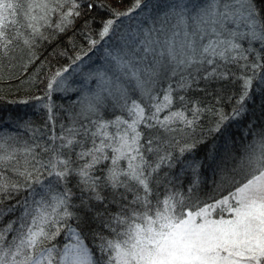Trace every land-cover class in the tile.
Returning a JSON list of instances; mask_svg holds the SVG:
<instances>
[{"label": "snow or ice", "instance_id": "snow-or-ice-1", "mask_svg": "<svg viewBox=\"0 0 264 264\" xmlns=\"http://www.w3.org/2000/svg\"><path fill=\"white\" fill-rule=\"evenodd\" d=\"M123 3L0 0V84H35L22 74L49 30L77 21L88 49L72 64L98 45L103 53L81 88L67 86L71 65L48 78L34 97L42 125L7 118L26 139L0 129V264H264V127L248 144L209 149L219 176L210 193L170 171L247 117L264 72V0ZM97 7L108 13L98 31L88 18ZM70 90L61 116L52 97ZM185 167L198 173L201 162Z\"/></svg>", "mask_w": 264, "mask_h": 264}, {"label": "trees", "instance_id": "trees-1", "mask_svg": "<svg viewBox=\"0 0 264 264\" xmlns=\"http://www.w3.org/2000/svg\"><path fill=\"white\" fill-rule=\"evenodd\" d=\"M113 0H97L98 4H110ZM133 0H124V3L119 5V10L123 11L132 4ZM144 3H148V0H144ZM108 16V13L104 8L97 7L94 11L88 14V18L93 21V29L99 30L101 23ZM136 16V13H133ZM125 24L128 23L127 18H124ZM133 20L132 23H136ZM49 34L52 39L51 42H44L40 48L37 50V55L40 57L34 65H32L27 73H23V79L27 80L30 76H35L36 83L33 85L21 86L19 81L13 80L11 83L0 84V117L5 118L3 122H0V129L3 132H11L16 134L18 131L20 136L27 138L30 133L26 132L24 129L17 130L14 125L9 126L8 117H27L34 121L35 125H42L45 118V111L39 107L38 101L34 99L36 96H42L48 81V78L54 74L58 69L64 67H70L69 72L65 73L67 77V84L70 89L81 88L78 86L74 79L75 74H71L72 70L77 66L72 64L73 58L81 53L83 50L88 49L87 38L81 34L80 21H77L76 28L70 30L63 35H56L54 31L49 30ZM95 34V32L93 33ZM71 37V42L70 38ZM98 47V46H97ZM258 48L259 45H256ZM65 53L60 55V53ZM95 49L89 52V56L84 57V59L78 62V65L83 64L86 59L93 56ZM99 56V55H98ZM254 57H249L253 59ZM232 71L239 74V69L232 67ZM14 74L20 75V69L14 70ZM261 77H264V72H260L257 75V79L253 84L252 98L248 101V114L243 121H238L232 123L227 132L222 136H218L215 140H210L206 145H200L193 154H185L182 158H179L176 162L175 168L171 169V174L178 177L179 182L183 188L189 186L190 181L195 178H199L201 181L200 188L202 189L201 195L204 193H210L213 189V181H219V176L213 172V169L209 167L211 163V158L209 154V149L215 146H224L225 140L227 139V148L231 149L233 145L232 138L234 137L235 143L237 145H245L250 143L253 139H256V132L261 131L264 127V83L261 82ZM213 87H216L215 85ZM224 95L227 96L232 92H239V82L236 85L225 84L223 85ZM76 95L74 91H68L67 93L60 94L56 93L53 95L52 99L57 105L61 107L56 109L61 116H64V110L70 108L73 105V97ZM191 95L195 97L202 96L199 92H193ZM27 100L28 103H23L22 101ZM225 111H228L231 105L224 104ZM120 113L117 112L116 115ZM105 118H112L111 114H106ZM206 119H211L207 117ZM67 123V120L64 121ZM247 125V127L245 126ZM253 129L252 134H249V129ZM200 161L201 167L198 173H193L191 168L185 167L186 165L192 163L193 161ZM75 184V178H72L69 183V187ZM76 191L75 188H73ZM226 194V192L222 193ZM115 211V208H113ZM63 241V234L60 237Z\"/></svg>", "mask_w": 264, "mask_h": 264}, {"label": "rangeland", "instance_id": "rangeland-1", "mask_svg": "<svg viewBox=\"0 0 264 264\" xmlns=\"http://www.w3.org/2000/svg\"><path fill=\"white\" fill-rule=\"evenodd\" d=\"M102 55L103 53H102L101 47L98 45V47L95 49V52L91 58L86 59V61L83 64L76 66L72 70L71 74L76 73L74 81L78 86L80 87L84 86V77L87 72L91 71L93 68L99 67L100 64H102L103 62L101 59ZM67 86L69 87L68 84ZM89 87L94 88L95 83L93 82L91 85H89Z\"/></svg>", "mask_w": 264, "mask_h": 264}]
</instances>
